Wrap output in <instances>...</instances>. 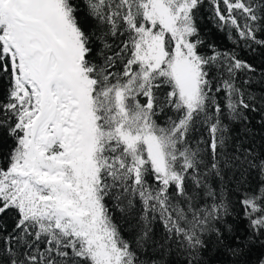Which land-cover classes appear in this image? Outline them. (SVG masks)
Segmentation results:
<instances>
[{
  "label": "trees",
  "instance_id": "obj_1",
  "mask_svg": "<svg viewBox=\"0 0 264 264\" xmlns=\"http://www.w3.org/2000/svg\"><path fill=\"white\" fill-rule=\"evenodd\" d=\"M63 4L103 133L96 221L109 232L112 259H101L95 242L90 248L80 221L53 199L25 207L0 190V264H264V0L187 2L200 76L191 109L148 0ZM144 33L166 42L160 63L143 52ZM14 55L0 33V187L11 183L9 192L24 178L13 175L24 135ZM142 126L161 143L172 177L161 178L143 141L131 147L121 138Z\"/></svg>",
  "mask_w": 264,
  "mask_h": 264
},
{
  "label": "rangeland",
  "instance_id": "obj_2",
  "mask_svg": "<svg viewBox=\"0 0 264 264\" xmlns=\"http://www.w3.org/2000/svg\"><path fill=\"white\" fill-rule=\"evenodd\" d=\"M187 2L190 0H148L147 16L169 33L168 40L173 43L168 57L170 72L191 109L199 99L200 76L187 41ZM0 33L9 52H15L19 74L12 96L23 107L24 129L13 171L14 176L24 175L21 187L9 192L8 183L0 190L24 199L25 207L30 202L31 207L36 197L40 201L53 199L62 215L80 221L81 230L90 237V248L94 249L91 243L95 242L100 258L99 245L105 247L110 262L109 232L96 221L94 153L103 133L96 124L90 82L81 66L83 49L63 0H0ZM142 37L145 55L155 63L164 60L166 42L159 43L153 33ZM121 138L131 147L143 141L156 171L164 178L173 176L161 143L146 126L134 134L123 132Z\"/></svg>",
  "mask_w": 264,
  "mask_h": 264
},
{
  "label": "water",
  "instance_id": "obj_3",
  "mask_svg": "<svg viewBox=\"0 0 264 264\" xmlns=\"http://www.w3.org/2000/svg\"><path fill=\"white\" fill-rule=\"evenodd\" d=\"M99 252H100L101 258H107L108 256L107 251L102 244L99 245Z\"/></svg>",
  "mask_w": 264,
  "mask_h": 264
},
{
  "label": "bare ground",
  "instance_id": "obj_4",
  "mask_svg": "<svg viewBox=\"0 0 264 264\" xmlns=\"http://www.w3.org/2000/svg\"><path fill=\"white\" fill-rule=\"evenodd\" d=\"M164 152V151H163ZM164 157H165V155H164ZM161 178H164L162 175H161ZM164 179H167V178H164Z\"/></svg>",
  "mask_w": 264,
  "mask_h": 264
}]
</instances>
